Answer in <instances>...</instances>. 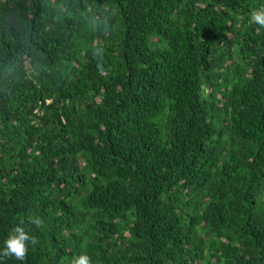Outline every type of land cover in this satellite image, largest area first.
Listing matches in <instances>:
<instances>
[{"label": "trees", "instance_id": "16d2710c", "mask_svg": "<svg viewBox=\"0 0 264 264\" xmlns=\"http://www.w3.org/2000/svg\"><path fill=\"white\" fill-rule=\"evenodd\" d=\"M261 9L0 0V264H264Z\"/></svg>", "mask_w": 264, "mask_h": 264}, {"label": "clouds", "instance_id": "9594fccd", "mask_svg": "<svg viewBox=\"0 0 264 264\" xmlns=\"http://www.w3.org/2000/svg\"><path fill=\"white\" fill-rule=\"evenodd\" d=\"M251 20L258 25L264 26V9L254 11ZM31 223L39 226L42 222L38 218H33ZM29 240L34 242V238L25 231L24 227H14L3 241V254L6 256L14 255L17 259L22 260L27 251L26 242ZM74 264H90V257L86 254L79 255L75 258Z\"/></svg>", "mask_w": 264, "mask_h": 264}]
</instances>
